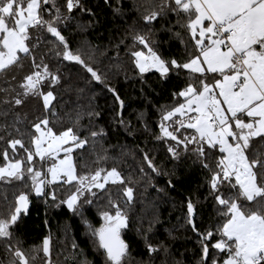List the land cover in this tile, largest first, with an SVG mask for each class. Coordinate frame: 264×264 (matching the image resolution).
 Instances as JSON below:
<instances>
[{
    "label": "snow or ice",
    "instance_id": "snow-or-ice-1",
    "mask_svg": "<svg viewBox=\"0 0 264 264\" xmlns=\"http://www.w3.org/2000/svg\"><path fill=\"white\" fill-rule=\"evenodd\" d=\"M42 4H51L55 16L50 14L45 19L43 12L48 9H42ZM65 6L69 13L76 7L83 10L80 0H66ZM149 9L143 16L147 25L151 26L158 18L164 20L170 13L175 14L176 24L186 29V35L192 41L186 48L187 59L184 62L165 60L151 46L154 41L150 39L152 30L149 27L145 34L136 32L132 36L133 44L142 45L147 52L138 50L131 54L140 73L155 68L161 76H166L170 70L177 74L187 70L186 86L173 93L181 99L161 114L159 128L162 137L174 141L167 148L173 159H178L181 152L191 151L211 174L210 194L214 195L218 214L224 218L216 228L220 239L208 243L213 240V231H198L193 222L194 205L190 200L187 203V223L201 243V264L208 261L209 247L225 254L219 264H264V147L257 149L250 144L253 138L260 137L259 143L264 146V0H150ZM68 19L60 12L56 0H0V81L9 85L0 87V93H3L0 108L9 106L0 110V116L7 117L13 107L23 105L28 97L42 99L43 110H48L56 99L51 89L60 84L59 70L51 72L43 55L37 63L35 49L40 36L36 32L46 31L55 38L59 48L54 46L49 50L54 56L75 62L90 74L91 79L104 83L98 71L82 58L80 49L70 50L57 24ZM30 28L36 32L30 35ZM167 30L172 31V26ZM173 35L184 42L180 32ZM84 55L91 60V54ZM25 59L30 61L29 67L33 70L24 73L21 80L12 86L11 80H15L19 70L23 69ZM44 81L47 85H43ZM42 86L47 90L42 91ZM104 86L119 101L114 89L107 84ZM120 103L122 107L123 102ZM15 115L16 119L10 125L0 124V132L11 136L7 131L10 126L19 136L24 135L16 127L21 122L19 114ZM167 121L178 127L169 131L171 125L166 124ZM120 123L124 124V121ZM48 125L47 117L38 118V122L32 125L38 135L32 136L31 147L26 148L22 139L13 138L8 141L12 156L7 150L0 153L4 161L0 165V199L8 203V189L4 186L20 182L21 186L28 187L30 181L37 197L45 196L51 199L53 206L66 205L69 211L79 212L85 193L88 197L83 199L84 204H92L93 197L99 198L98 192L104 193L108 196V204L115 209L114 215L102 212L104 224L98 229L87 221L85 224L97 246L103 250L106 264H125L128 245L121 238V230L127 228L128 217L105 188L109 182L122 185L119 191L126 197L125 203L130 205L134 200L133 187L125 184L115 167L77 175L71 153L74 148L82 149L88 143V136L81 138L79 135V115L73 126L58 134ZM74 127L77 128L75 132ZM180 129L186 132L178 138L175 133ZM89 135L95 138L106 133L102 129L99 132L92 130ZM189 145L193 147L189 149ZM17 146L25 153L20 158H16ZM216 149L223 154L219 158ZM61 151L64 156L58 159ZM34 157L39 158L37 163L40 167L33 164ZM143 159L152 172L159 174L146 153ZM48 160L51 163L42 171ZM209 160L214 162V168L209 166ZM140 170L143 172V168ZM102 172L105 173L103 176ZM52 185L72 187L63 199L58 200L57 189H52ZM46 187L50 189L47 192ZM13 195L14 205H10L7 217L0 216V242L4 243L5 251L11 253L8 264H30L29 256L21 248L13 247L10 231L20 214L26 213L28 194L21 191L19 195L15 192ZM143 239L150 258L161 249L164 254L168 253L162 241L153 244L147 234ZM49 245L50 240L45 238L42 247L47 258L45 264H51ZM76 247L73 244V248ZM31 259H36L35 250ZM211 264H218L217 259L213 258Z\"/></svg>",
    "mask_w": 264,
    "mask_h": 264
},
{
    "label": "trees",
    "instance_id": "trees-1",
    "mask_svg": "<svg viewBox=\"0 0 264 264\" xmlns=\"http://www.w3.org/2000/svg\"><path fill=\"white\" fill-rule=\"evenodd\" d=\"M149 3L150 0H80L83 10L76 7L69 13L65 6L66 0H56L60 12L69 17L67 21L57 24L70 50L75 52L80 49L82 58L98 71L104 83L91 79L90 74L75 62L54 56L49 50L54 46L59 48L55 38L46 31L36 32L30 28V35L36 32L40 36L35 49L37 63L43 55L44 63L51 72L59 70L57 74L60 76V84L51 89L56 99L48 110L42 109V99L28 97L23 105L13 107L7 117L0 116V124L10 125L18 113L21 122L16 127L24 133L19 136L10 126L7 131L11 132V136L0 132V136L4 137L0 139V153L7 150L9 156L12 155L8 141L13 138L22 139L26 148L31 147V138L36 134L32 125L38 122V118L47 117L48 126L58 134L73 126L79 115V135L81 138L88 136V143L82 149L74 148L71 153L77 175L94 173L99 168L107 171L115 167L125 184L134 189V200L129 205L119 191L122 185L111 183L105 188L128 217L127 228L121 230V238L128 245L125 264H149V261L151 264H201V243L187 223V203L190 200L194 205L193 222L198 231H213V240L208 243L220 239L216 228L224 218L218 214L214 195L210 194L211 174L191 151L181 152L178 159H173L167 148L174 141L162 137L159 128L161 114L181 99L173 93H178L186 86L187 70L179 74L170 70L166 76L155 71L142 74L131 54L133 51L146 50L138 43L134 45L132 36L136 32L145 34L149 27L152 30L150 39L154 41L151 46L165 60L184 62L187 59L186 48L191 46L192 41L186 35V29L176 24L175 14L170 13L164 20L158 18L151 26L147 25L143 16L150 10ZM45 8L48 9L43 12L45 19L50 14L55 16L51 4H42V9ZM170 25L172 31L167 30ZM177 31L183 36V43L173 35ZM32 40L35 41V36ZM84 53L91 54V60ZM29 64L30 61L25 59L24 67L19 70L16 79L11 80L9 77L12 86L21 80L24 73L33 70ZM105 84L114 89L119 101ZM43 85H47V81ZM8 86L0 81V87ZM41 90L47 89L42 86ZM8 107L4 105L0 110ZM121 120L124 124L120 123ZM165 123L171 125L169 131L178 127L172 125L171 121ZM101 129L106 135L95 138L89 135L90 131L99 132ZM73 130L75 132L77 128ZM185 132V129H180L175 134L180 138L181 133ZM158 136L161 138L157 139ZM260 141L261 138L256 137L250 144L260 149L264 147ZM192 147L189 145V149ZM145 153L159 174L147 167L143 159ZM215 153L217 158L223 155L218 149ZM24 155L23 149L17 146L16 158ZM37 161L35 159L33 164L40 167ZM208 162L214 168V162ZM3 163V157L0 156V165ZM104 174L102 172L101 175ZM28 184V187H23L20 182H13V185L4 186L8 189V203L1 199L0 216L7 217L10 205H14L13 192L15 195L21 191L27 193L30 202L28 212L21 214L17 224L10 229L13 247L21 248L29 256L30 264H45L47 258L44 257L42 245L43 240L48 238L51 264H106L103 250L86 234L84 222L77 212L69 211L66 205L53 206L51 199L45 196L37 197L31 189L30 181ZM71 187L65 185L57 189L58 200L63 199ZM98 197L92 198V204H84L80 208L85 221L93 228H100L104 224L102 212L115 213V209L108 204L107 195L98 192ZM149 227L151 231H148ZM145 234L153 244L162 241L168 253L164 254L161 249L150 258L143 239ZM15 240L19 243L16 244ZM73 244L77 246L75 249ZM34 250L36 259L32 260ZM224 255L209 247L205 264H211L213 258L219 264ZM11 258V253L6 252L4 243L0 242V264H8Z\"/></svg>",
    "mask_w": 264,
    "mask_h": 264
},
{
    "label": "rangeland",
    "instance_id": "rangeland-1",
    "mask_svg": "<svg viewBox=\"0 0 264 264\" xmlns=\"http://www.w3.org/2000/svg\"><path fill=\"white\" fill-rule=\"evenodd\" d=\"M142 51H145V53L147 52V50H142ZM22 55V54H21ZM139 70V69H138ZM150 71H155V72H158V71H156V69L155 68H152V69H149L148 71H146V72H144V73H142V74H145V73H147V72H150ZM140 72V71H139ZM159 73V72H158ZM53 102V101H52ZM35 135H38V133H36ZM68 145H64V147H67ZM12 155H10V157H11ZM63 156H64V153H63V151H61L60 152V154H59V156H58V159H60V158H63ZM39 160V158L38 157H34V159H33V161L34 160ZM73 159V158H72ZM51 163V160H48L47 161V164H45V166H44V170L43 171H45L46 170V167H47V165L48 164H50ZM103 176V175H102ZM108 184H111V182H109ZM107 184V185H108ZM106 185V186H107ZM52 189H62V188H58V186L56 185H52V186H50ZM49 189V187H46L45 188V190L47 191ZM93 191H98V190H96V189H93ZM88 197V194L87 193H85V197L84 198H82V200H81V203H82V206L84 205V203H83V199H85V198H87ZM3 202H2V200L0 199V204H2ZM80 208H82V207H80ZM81 210H79V212H77V214L79 215V218L80 219H82V221L84 222V227H85V230H86V234L90 237V238H93L94 240H95V238L94 237H92L91 236V233L88 231V229H87V227H86V224H85V218H84V216L82 215V212H80ZM90 224V223H89ZM96 229H98V228H96ZM15 243H16V240L14 241ZM17 244V243H16ZM42 247H43V245H42ZM49 248H50V245H49Z\"/></svg>",
    "mask_w": 264,
    "mask_h": 264
},
{
    "label": "water",
    "instance_id": "water-1",
    "mask_svg": "<svg viewBox=\"0 0 264 264\" xmlns=\"http://www.w3.org/2000/svg\"><path fill=\"white\" fill-rule=\"evenodd\" d=\"M29 205H30V202H29ZM29 205H28V208H27V210H26V213L28 212V209H29ZM25 212H22L21 214H26ZM20 214V215H21Z\"/></svg>",
    "mask_w": 264,
    "mask_h": 264
},
{
    "label": "crops",
    "instance_id": "crops-1",
    "mask_svg": "<svg viewBox=\"0 0 264 264\" xmlns=\"http://www.w3.org/2000/svg\"><path fill=\"white\" fill-rule=\"evenodd\" d=\"M246 122H247V120H246Z\"/></svg>",
    "mask_w": 264,
    "mask_h": 264
}]
</instances>
